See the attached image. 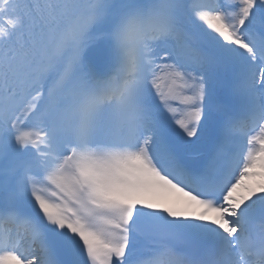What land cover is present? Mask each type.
Masks as SVG:
<instances>
[{"label": "snow or ice", "instance_id": "snow-or-ice-1", "mask_svg": "<svg viewBox=\"0 0 264 264\" xmlns=\"http://www.w3.org/2000/svg\"><path fill=\"white\" fill-rule=\"evenodd\" d=\"M0 264H264V0H0Z\"/></svg>", "mask_w": 264, "mask_h": 264}]
</instances>
